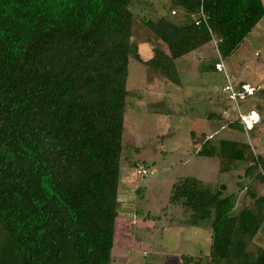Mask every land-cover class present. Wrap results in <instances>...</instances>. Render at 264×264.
Listing matches in <instances>:
<instances>
[{
  "label": "trees",
  "instance_id": "16d2710c",
  "mask_svg": "<svg viewBox=\"0 0 264 264\" xmlns=\"http://www.w3.org/2000/svg\"><path fill=\"white\" fill-rule=\"evenodd\" d=\"M135 1L0 0V264H112L131 60L182 86L177 60L212 41L226 59L264 18L262 0H170L183 20L145 21L160 45L144 60ZM250 150L224 140L219 157ZM246 174L264 184L261 155ZM170 201L213 231L207 262L184 264H264V247L250 250L264 196L234 213L233 196L186 177Z\"/></svg>",
  "mask_w": 264,
  "mask_h": 264
},
{
  "label": "rangeland",
  "instance_id": "374dc122",
  "mask_svg": "<svg viewBox=\"0 0 264 264\" xmlns=\"http://www.w3.org/2000/svg\"><path fill=\"white\" fill-rule=\"evenodd\" d=\"M264 3V0H262ZM132 40L144 60L159 40L146 20L170 16V0H137ZM180 64L182 86L155 74L132 59L128 76L127 111L124 121L123 155L119 185V218L112 264H184L186 258L207 259L212 244L210 225L194 227L182 205L170 201L181 178L195 177L213 191L235 199L234 213L253 206L264 196V184L246 174L256 157L264 158V101L247 98V90L264 89V18L240 48L223 59L212 41ZM222 63L230 84L239 91L235 102L224 91L227 78L217 70ZM255 110L257 122L241 113ZM243 127L233 128L237 123ZM233 124V125H232ZM247 124V123H246ZM250 144L251 161L233 162L219 157L221 141ZM211 149L213 156L200 155ZM264 247V226L250 250ZM203 263V264H204ZM192 264V262L190 263Z\"/></svg>",
  "mask_w": 264,
  "mask_h": 264
},
{
  "label": "built area",
  "instance_id": "2783aa9c",
  "mask_svg": "<svg viewBox=\"0 0 264 264\" xmlns=\"http://www.w3.org/2000/svg\"><path fill=\"white\" fill-rule=\"evenodd\" d=\"M217 70L220 71V72H224V74H225V76L227 78V82H228L227 85L224 88V91L226 93H229L231 99L235 102V100H237L238 96L240 95L239 91L238 92L235 91L234 88L232 87V85L230 84V77L227 76L228 75L227 74V71H226V69H225V67H224V65L222 63H218L217 64ZM247 91L249 92V94H252L253 93V90H250L249 89ZM247 116H248V118H251L252 121H253V123L255 124L257 122V119L256 118L258 117V113H257V111L253 110V111H251L247 115H244V114H241L240 115V118L242 119L243 123H244V121L247 123V124L245 123V125H246L245 127L248 126V128H251V127H253V125L249 127L250 121H248L246 119Z\"/></svg>",
  "mask_w": 264,
  "mask_h": 264
},
{
  "label": "crops",
  "instance_id": "0c3cea01",
  "mask_svg": "<svg viewBox=\"0 0 264 264\" xmlns=\"http://www.w3.org/2000/svg\"><path fill=\"white\" fill-rule=\"evenodd\" d=\"M176 10H177V9H174V10L172 11V13H175V14H176ZM178 11H179V10H178ZM207 46H208V45H205V46H203L202 48L198 49L197 51H194L193 53H190V54H188V55L182 57L181 59L177 60V68H178L179 73L181 74L180 64H181L183 61L188 60V59L191 57L192 54H194V53H198L199 51H201L202 49H204V48L207 47ZM140 53H141V52H140ZM152 57H153V53H151V55L148 57L147 60L151 59Z\"/></svg>",
  "mask_w": 264,
  "mask_h": 264
}]
</instances>
